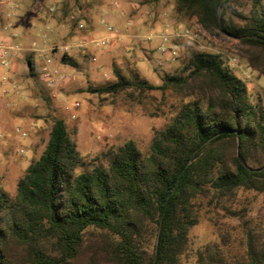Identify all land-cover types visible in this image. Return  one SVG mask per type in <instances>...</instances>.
Masks as SVG:
<instances>
[{"label": "trees", "instance_id": "obj_1", "mask_svg": "<svg viewBox=\"0 0 264 264\" xmlns=\"http://www.w3.org/2000/svg\"><path fill=\"white\" fill-rule=\"evenodd\" d=\"M174 9L212 36L239 41L264 77V0H176ZM113 70L114 82L89 91L173 85L189 99L147 153L129 140L107 167L84 171L65 120L55 118L16 193L0 185V264H229L221 246L188 260L189 233L206 199L229 209L224 199L239 190L264 192V98L254 100L218 52L192 50L187 74L159 86ZM246 264H264V243L250 241Z\"/></svg>", "mask_w": 264, "mask_h": 264}, {"label": "rangeland", "instance_id": "obj_2", "mask_svg": "<svg viewBox=\"0 0 264 264\" xmlns=\"http://www.w3.org/2000/svg\"><path fill=\"white\" fill-rule=\"evenodd\" d=\"M175 2L0 0V18L18 23L8 26L12 43L27 37L20 51L22 70L27 49L32 47L36 54L43 50L52 56L66 76L59 85L49 87L35 70L33 74L30 69L20 70L16 79L12 66L0 64V185L6 192L16 193L18 180L45 150L55 118L65 120L84 157L78 170L84 171L95 164L107 167L111 152L129 140L147 153L156 133L173 121L189 99L186 90L173 85L90 92L91 87L116 80L114 67L130 80L159 86L167 75L187 74L185 66L192 50L218 52L225 65L245 80L251 97L264 98V77L249 66L245 47L234 38L212 36L195 19L178 17ZM163 36L170 38L166 45L178 51L175 58L159 50ZM101 38L110 42L96 45L94 40ZM62 46L69 49L63 51ZM65 52L70 58L64 59ZM37 62L43 65L44 58L37 56ZM224 200L229 209L211 199L201 204L199 221L189 233L188 260L210 245L221 246L229 264H246L250 241L261 248L264 192L239 190Z\"/></svg>", "mask_w": 264, "mask_h": 264}, {"label": "built area", "instance_id": "obj_3", "mask_svg": "<svg viewBox=\"0 0 264 264\" xmlns=\"http://www.w3.org/2000/svg\"><path fill=\"white\" fill-rule=\"evenodd\" d=\"M54 10V8H51ZM110 30H112L111 26H108ZM16 35V34H15ZM169 37L163 36L164 43L159 47V50L163 52H168V57L175 58L177 55V51L175 48L167 46L166 44L169 43ZM96 45L103 46L110 42L109 38H101L94 40ZM23 46L19 43H10L9 41L0 40V64L10 68L12 66V58L16 56L21 50ZM61 50L67 51L69 46H62L60 47ZM44 64L40 66H34V70L40 74L41 79L44 83L49 87H55L59 85L62 81H65L66 76L63 70L59 67L55 66L54 59L52 56L43 54ZM96 60V58H94ZM20 130V129H18ZM21 152H24V149H21Z\"/></svg>", "mask_w": 264, "mask_h": 264}, {"label": "crops", "instance_id": "obj_4", "mask_svg": "<svg viewBox=\"0 0 264 264\" xmlns=\"http://www.w3.org/2000/svg\"><path fill=\"white\" fill-rule=\"evenodd\" d=\"M23 13L24 12L20 13L19 16H22ZM0 20H2L1 24H3V26L0 27V40L3 39V40H6V41H9L10 43H12V41L10 39L11 36L9 34V31H8V26H11V25L14 26L15 24H18V23H16L13 20L12 21L7 20L4 16L1 17ZM14 36H18V34L17 33H14ZM26 38L27 37L25 36L23 38V41L22 42H19V44L22 45V43H23V44L26 45L27 44L26 43V41H27ZM35 52L37 53L36 48H32V47L31 48H28L27 49V53L25 55V59L27 61V57L29 56L32 59V61L34 62V66L35 65L38 66V65H40L42 63H38L37 62V56L43 58V50L41 52L39 51V54H36ZM21 55L22 54L19 52L16 56H14L12 58L14 60V62L12 64L11 70L13 71L14 76H15L16 79H19L20 78L19 77L20 70L24 72L25 69H27V70L29 69V65H28V62H27L26 67L22 70V68H21V60H20L21 57H22Z\"/></svg>", "mask_w": 264, "mask_h": 264}, {"label": "water", "instance_id": "obj_5", "mask_svg": "<svg viewBox=\"0 0 264 264\" xmlns=\"http://www.w3.org/2000/svg\"><path fill=\"white\" fill-rule=\"evenodd\" d=\"M237 133L239 134L240 132L239 131H237ZM247 166V165H246ZM248 168H251V167H249V166H247Z\"/></svg>", "mask_w": 264, "mask_h": 264}]
</instances>
